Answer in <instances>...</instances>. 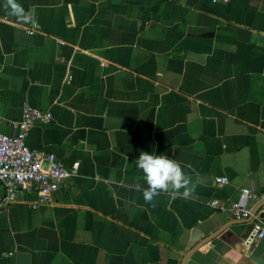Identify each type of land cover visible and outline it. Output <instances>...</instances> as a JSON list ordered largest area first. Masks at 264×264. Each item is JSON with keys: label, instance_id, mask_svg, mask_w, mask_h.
<instances>
[{"label": "crops", "instance_id": "crops-1", "mask_svg": "<svg viewBox=\"0 0 264 264\" xmlns=\"http://www.w3.org/2000/svg\"><path fill=\"white\" fill-rule=\"evenodd\" d=\"M17 2L23 18L0 0L1 129L26 103L50 110L27 143L80 165L54 204L22 190L0 210V264H181L233 221L185 264H264V237L244 248L251 217L229 210L264 194V0ZM141 151L178 162L189 197L147 203Z\"/></svg>", "mask_w": 264, "mask_h": 264}, {"label": "built area", "instance_id": "built-area-1", "mask_svg": "<svg viewBox=\"0 0 264 264\" xmlns=\"http://www.w3.org/2000/svg\"><path fill=\"white\" fill-rule=\"evenodd\" d=\"M230 1V0H213ZM40 31L38 25L27 28V33L35 34ZM69 78L71 76L69 75ZM53 113L26 103L23 107L22 118L13 121L12 133H6L0 126V210L13 204L22 190L36 193L33 208L55 203V194L67 179L76 174L80 161H76L72 170H68L63 162L53 152L33 149L27 143V136L35 122L48 123ZM3 117L0 115V125ZM218 183H226V177H217ZM264 194L249 188L242 190L241 198L230 207V217L234 220H245L251 217L252 227L243 238L244 248L251 247L264 237V221L259 213H253L247 207L250 199H263ZM215 204V203H214Z\"/></svg>", "mask_w": 264, "mask_h": 264}, {"label": "clouds", "instance_id": "clouds-1", "mask_svg": "<svg viewBox=\"0 0 264 264\" xmlns=\"http://www.w3.org/2000/svg\"><path fill=\"white\" fill-rule=\"evenodd\" d=\"M3 7L11 15L23 18L24 8L17 0H4ZM136 167L142 171L143 179L147 187H142L139 182L134 184L137 192H142L143 198L147 203H153L154 198L162 192H175L188 198L191 193L192 179L186 175L181 165L166 155L149 154L141 151L135 161ZM139 178H137V181ZM183 192L181 193V190Z\"/></svg>", "mask_w": 264, "mask_h": 264}, {"label": "water", "instance_id": "water-1", "mask_svg": "<svg viewBox=\"0 0 264 264\" xmlns=\"http://www.w3.org/2000/svg\"><path fill=\"white\" fill-rule=\"evenodd\" d=\"M264 206V199L261 200V202L259 203V205L256 207V209L254 210V214L259 211L262 207ZM260 217L264 218V212H262L260 214ZM240 221H233L230 223H227L225 225H223L221 228H219L216 232L212 233L211 235L205 237L204 239H202L200 242H198L190 251H188V253H186L183 261L181 264H185V262L187 261V259L199 248L201 247L203 244H205L206 242L210 241L211 239H213L215 236L226 232L225 230H227V228L231 225H233L234 223H239ZM227 234H231V233H227ZM240 247V244L238 245Z\"/></svg>", "mask_w": 264, "mask_h": 264}]
</instances>
